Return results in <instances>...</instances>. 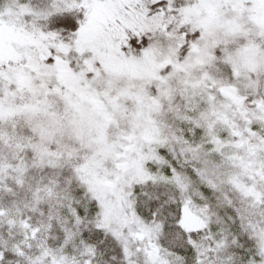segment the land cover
Listing matches in <instances>:
<instances>
[{"label":"snow or ice","instance_id":"obj_1","mask_svg":"<svg viewBox=\"0 0 264 264\" xmlns=\"http://www.w3.org/2000/svg\"><path fill=\"white\" fill-rule=\"evenodd\" d=\"M0 264H264V0H0Z\"/></svg>","mask_w":264,"mask_h":264}]
</instances>
